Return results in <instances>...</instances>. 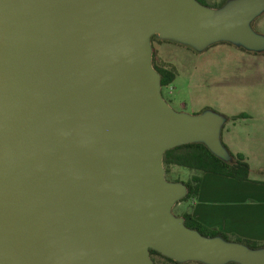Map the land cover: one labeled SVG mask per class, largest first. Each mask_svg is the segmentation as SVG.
<instances>
[{
	"label": "water",
	"instance_id": "obj_1",
	"mask_svg": "<svg viewBox=\"0 0 264 264\" xmlns=\"http://www.w3.org/2000/svg\"><path fill=\"white\" fill-rule=\"evenodd\" d=\"M264 0H0V264H264V249L206 238L172 214L187 195L164 155L222 116L177 113L151 40L264 51ZM224 159V158H223Z\"/></svg>",
	"mask_w": 264,
	"mask_h": 264
},
{
	"label": "rangeland",
	"instance_id": "obj_2",
	"mask_svg": "<svg viewBox=\"0 0 264 264\" xmlns=\"http://www.w3.org/2000/svg\"><path fill=\"white\" fill-rule=\"evenodd\" d=\"M198 1L207 7H218L226 0ZM250 28L264 45V11L251 23ZM228 43L218 42L202 48L154 36L151 44L156 55L155 65L175 67L178 73L176 81L170 87L162 88L161 94L177 113L204 116L211 112L223 117L245 114L253 117L254 124L264 127V51L248 53L242 51V45ZM240 129L252 132L249 126ZM248 143L244 142L245 145ZM257 144L260 145L258 141ZM257 144L251 142L252 148ZM261 144H264V140ZM222 156L232 161L226 149H222ZM193 175L194 172L188 169L171 167L166 177L170 183H176L188 181ZM189 211L188 203L181 200L174 206L172 214L177 217ZM154 263L170 264L159 256L154 258ZM181 264L206 263L186 261Z\"/></svg>",
	"mask_w": 264,
	"mask_h": 264
},
{
	"label": "crops",
	"instance_id": "obj_3",
	"mask_svg": "<svg viewBox=\"0 0 264 264\" xmlns=\"http://www.w3.org/2000/svg\"><path fill=\"white\" fill-rule=\"evenodd\" d=\"M233 117H223L226 121L221 140L230 152L246 157L251 166V181L239 182L207 174L199 197L187 202L190 206L187 213L208 228L264 243V144H261L264 127L254 124L251 115L235 122L231 121ZM244 126L251 127L252 132L241 130ZM251 142L258 146L252 148Z\"/></svg>",
	"mask_w": 264,
	"mask_h": 264
},
{
	"label": "trees",
	"instance_id": "obj_4",
	"mask_svg": "<svg viewBox=\"0 0 264 264\" xmlns=\"http://www.w3.org/2000/svg\"><path fill=\"white\" fill-rule=\"evenodd\" d=\"M229 1L230 0H226L218 7H209V8L217 9V10L222 9L227 5ZM198 2L201 3L200 1ZM201 4L204 5L203 3ZM242 51L257 54L256 51H250L246 48H242ZM155 56L156 55L154 53L153 66L161 76V86L162 88H168L176 81L178 77L177 69L175 67L165 68L155 65L154 63ZM247 117L248 115L241 114L239 116L233 117L231 121L235 122L239 119H243ZM222 145L230 154L232 158L231 162L216 155L204 142L182 145L172 150H169L165 153L164 166L166 169L167 176L170 173L171 167L185 168L194 172V175L188 181L176 182V183L184 184L185 187L187 188V195L184 197L182 201L188 202L191 200H196L199 197L203 177L207 174L222 176L239 182L251 181L250 180L251 166L248 160L246 159V157L242 154H233L232 152L229 151V149L223 142ZM177 217L183 218L185 220V226L187 228L199 232L203 237L211 238V239L221 238L227 242L244 245L254 251H259L264 249V243L240 238L238 236H229L217 229L208 228L203 224H201L200 222L196 221L193 218L192 214H189L187 212ZM150 254L153 261L155 257L159 256L165 259L170 264H181L171 258L162 255L161 253L155 250H150ZM232 264H236V263H232Z\"/></svg>",
	"mask_w": 264,
	"mask_h": 264
}]
</instances>
